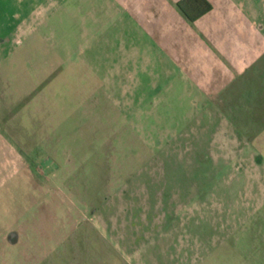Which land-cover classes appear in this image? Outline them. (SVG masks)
<instances>
[{"label":"rangeland","instance_id":"374dc122","mask_svg":"<svg viewBox=\"0 0 264 264\" xmlns=\"http://www.w3.org/2000/svg\"><path fill=\"white\" fill-rule=\"evenodd\" d=\"M62 20L0 53V264H264V64L138 69L135 27Z\"/></svg>","mask_w":264,"mask_h":264},{"label":"crops","instance_id":"0c3cea01","mask_svg":"<svg viewBox=\"0 0 264 264\" xmlns=\"http://www.w3.org/2000/svg\"><path fill=\"white\" fill-rule=\"evenodd\" d=\"M178 1L0 0V11L14 9L6 16V22L0 13V53L3 45L9 43L11 46H8L6 57L13 56L19 44L36 33L41 34L39 36L44 42L50 40L47 24L52 22L51 30L55 34L54 23L62 20L64 11H70L75 13L81 28L84 25L94 27L92 42L98 40L101 28L109 27L117 20L135 27L137 35L130 33L129 28L124 31L129 33L127 38L130 42L138 39L141 43L138 69H214L213 78L217 80L220 72L215 69H223L222 72L226 69H257L258 65L264 64V0H210L213 9L194 24L178 10ZM3 30L9 31L5 38ZM83 33L87 34L81 29L75 40L77 43L86 41ZM125 36L123 42L127 40ZM63 40L59 39L60 45L57 48L55 44L53 48L59 52L64 48L67 57L75 50L79 51L78 56L85 51L78 44L69 49ZM123 54L127 55L125 48ZM57 55L61 57L60 53ZM2 67L4 60L0 58V69ZM121 67L124 69V64ZM1 109L0 118L3 114ZM4 134L0 130V136Z\"/></svg>","mask_w":264,"mask_h":264},{"label":"trees","instance_id":"16d2710c","mask_svg":"<svg viewBox=\"0 0 264 264\" xmlns=\"http://www.w3.org/2000/svg\"><path fill=\"white\" fill-rule=\"evenodd\" d=\"M176 7L190 23H194L210 12L213 4L210 0H179Z\"/></svg>","mask_w":264,"mask_h":264}]
</instances>
